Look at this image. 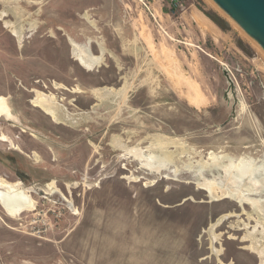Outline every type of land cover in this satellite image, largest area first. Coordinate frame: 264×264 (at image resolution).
I'll use <instances>...</instances> for the list:
<instances>
[{
  "label": "rangeland",
  "instance_id": "rangeland-1",
  "mask_svg": "<svg viewBox=\"0 0 264 264\" xmlns=\"http://www.w3.org/2000/svg\"><path fill=\"white\" fill-rule=\"evenodd\" d=\"M141 1L0 0V177L37 202L0 205V264H261L262 217L219 192L231 163L264 179V50L211 0Z\"/></svg>",
  "mask_w": 264,
  "mask_h": 264
},
{
  "label": "bare ground",
  "instance_id": "bare-ground-1",
  "mask_svg": "<svg viewBox=\"0 0 264 264\" xmlns=\"http://www.w3.org/2000/svg\"><path fill=\"white\" fill-rule=\"evenodd\" d=\"M0 17L2 19L6 18L7 13L5 11L1 12ZM5 25L7 26V28H10L12 30L13 35L17 37L21 42L22 31L17 28L16 24L5 22ZM72 44H73V48H72L73 57L79 63V65L81 64L90 70L94 69L96 58L91 56V54L86 48H81L76 43H72ZM34 91L36 96L33 100H31L33 106L38 109L41 108L48 116L52 118L53 122L60 123V121L63 120V117L61 120L59 108L57 102L55 101V97L51 98L50 96L42 93L41 91H36V90ZM3 101L4 98L0 96V103L2 105L5 104ZM0 107H1L0 112L2 113L4 112L7 117L11 116V112L10 110H8L7 107L4 106H0ZM230 169L232 171H230ZM255 169L256 168H249L246 165L245 167L244 165L242 167L241 166L238 167L235 165V163H231L229 166H226V173L227 172L233 173V175H230L229 180L235 189L234 190L228 189L227 191L225 190L218 192L219 194L221 193L220 198H226V199L231 198L232 200L238 201L240 204L241 203L247 204L251 206L252 209L255 212H257V214H259V216L262 217V219H259L257 221L256 227H254L255 228L254 231L250 232V236L246 237L245 239L251 238L252 245L248 249H250L253 253H255V255H258V257H260L261 259V264H263L264 246L261 244L259 239H256L255 236L257 233L264 235V199H262V197L258 198V194H261V192L264 191V179L262 180L258 178L256 173L254 172ZM234 170H236L239 173L241 172L243 179L241 177L235 176L233 172ZM241 184H244L243 185L244 188ZM202 187L205 188L207 192L209 193L212 192L215 196L218 194L216 193V191H214V189L207 186V184L202 185ZM49 188L55 191L58 190L57 188L54 187V184H49ZM20 189L21 188L19 184L17 183L11 184L9 181L0 177V205L5 210V212L11 217L20 215L23 212L36 211L37 209L36 208L37 202L33 200L30 196H27L22 191H19ZM255 195L257 196V198L254 199L253 196ZM221 223L222 222L219 221L217 224H214L211 227L210 230L212 235H214L213 238L214 237L216 238V235L214 234V228L217 225H220Z\"/></svg>",
  "mask_w": 264,
  "mask_h": 264
},
{
  "label": "water",
  "instance_id": "water-1",
  "mask_svg": "<svg viewBox=\"0 0 264 264\" xmlns=\"http://www.w3.org/2000/svg\"><path fill=\"white\" fill-rule=\"evenodd\" d=\"M211 1L264 50V0Z\"/></svg>",
  "mask_w": 264,
  "mask_h": 264
},
{
  "label": "crops",
  "instance_id": "crops-1",
  "mask_svg": "<svg viewBox=\"0 0 264 264\" xmlns=\"http://www.w3.org/2000/svg\"><path fill=\"white\" fill-rule=\"evenodd\" d=\"M190 22L195 23L198 27L199 31L203 34H212L213 36H221V31L218 29L216 24L207 16H205L203 13H201L198 10H192L189 14ZM3 243H6V245L13 244L16 245V241H14V238L9 239L7 241H3ZM12 250V248H10ZM15 263H19L20 261L18 259L14 260Z\"/></svg>",
  "mask_w": 264,
  "mask_h": 264
},
{
  "label": "built area",
  "instance_id": "built-area-1",
  "mask_svg": "<svg viewBox=\"0 0 264 264\" xmlns=\"http://www.w3.org/2000/svg\"><path fill=\"white\" fill-rule=\"evenodd\" d=\"M172 4H174V6L177 8L178 6L182 5V1L183 0H171ZM142 6H144V8L148 11V13L151 15V17L153 19H155V14L151 8V6L149 5V3H147L146 1L142 0Z\"/></svg>",
  "mask_w": 264,
  "mask_h": 264
},
{
  "label": "trees",
  "instance_id": "trees-1",
  "mask_svg": "<svg viewBox=\"0 0 264 264\" xmlns=\"http://www.w3.org/2000/svg\"><path fill=\"white\" fill-rule=\"evenodd\" d=\"M207 16L210 17V18H211L214 22H216V23H217V22L219 23V21H220V20L216 19L215 17L211 16L210 14H207ZM218 23H217V24H218Z\"/></svg>",
  "mask_w": 264,
  "mask_h": 264
}]
</instances>
